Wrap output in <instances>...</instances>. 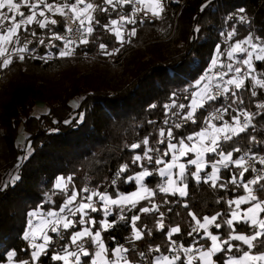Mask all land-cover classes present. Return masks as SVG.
Segmentation results:
<instances>
[{
  "label": "snow or ice",
  "instance_id": "1",
  "mask_svg": "<svg viewBox=\"0 0 264 264\" xmlns=\"http://www.w3.org/2000/svg\"><path fill=\"white\" fill-rule=\"evenodd\" d=\"M168 6L169 0H0V71L9 69L14 59L47 63L57 56L74 57L78 48L96 42L97 28L114 36L111 49L108 42L99 43L101 53L115 56L137 35L138 25L163 19ZM22 8H27L28 14ZM97 12L105 14L106 21L102 22ZM228 20L249 25L248 34L236 39L240 33L235 23L220 33L224 48L218 43L207 69L182 90L188 93L183 99L190 103L179 102L173 93L171 103L163 105L162 126L148 121L157 125L155 133L126 145L130 163H121L103 190L99 184L78 188L74 174L55 177L43 202L26 214L22 239L32 249L30 257L17 260V252L11 250L6 253L7 264H43L41 257H48L49 249L50 261L62 264H139L136 256L147 264H264V140L246 135L254 130L258 116L264 118V100H255L264 94V71L257 69L258 63H264V36L252 31L243 8ZM34 24L45 33L38 35ZM38 46L57 51L39 55ZM254 101L256 111L249 108ZM78 119L83 120L82 113ZM245 139L258 150L242 147ZM26 148L30 156V142ZM21 178L13 175L11 183ZM149 178L154 187L146 183ZM190 181L239 195L219 197L216 203H225L227 209L200 217L183 200ZM126 184H134L135 190L125 193L122 186ZM58 194L62 197L59 204L53 199ZM158 195L160 202L155 199ZM171 204L187 209L186 216L191 218L186 221L187 236L191 237L187 246L173 239L182 232L179 223L165 231L161 207ZM242 205L248 207L242 209ZM167 211L174 210L168 207ZM142 216L151 217L155 229L166 238L163 249L149 244L147 251H137L135 242L153 235L147 223L138 225ZM213 227L215 234L210 230ZM127 229L131 235L126 241L132 247L111 235ZM102 232L109 235L102 236ZM38 239L43 242L36 243Z\"/></svg>",
  "mask_w": 264,
  "mask_h": 264
},
{
  "label": "trees",
  "instance_id": "2",
  "mask_svg": "<svg viewBox=\"0 0 264 264\" xmlns=\"http://www.w3.org/2000/svg\"><path fill=\"white\" fill-rule=\"evenodd\" d=\"M241 8L251 20L252 31L264 36V0H188L183 7L169 1L164 18L138 25L137 35L115 56L101 53L99 43L108 42L111 49L114 36L97 28L94 38L98 39L81 46L78 50L81 56L77 58L47 63L39 59L24 62L14 59L9 69L0 71V188L10 185L0 190V264L7 263L6 253L11 250L17 252V260L30 257L32 250L22 239L26 214L43 202L55 177L74 174L78 188L84 184H99L103 190L118 166L126 161L130 163L126 145L141 140L149 132L155 133L157 125L162 126L163 105L171 103L173 93L177 94L179 102L190 103L183 99L188 93L182 90L207 69L215 46L219 43L224 48V37L220 33L235 23L240 33L236 39L248 34L249 25L228 20ZM21 10L28 14L27 8ZM96 15L102 22L107 19L103 13ZM32 27L38 35L46 31L35 24ZM197 28L199 31H194ZM36 49L38 54L49 50L44 46ZM257 69L264 71V63H258ZM255 100H264V94ZM39 103H43L46 110L37 115ZM254 103L249 105L252 111H256ZM153 104L157 105L155 109L150 107ZM81 113L82 121L78 119ZM149 120L156 121L157 125H150ZM254 124V130L246 135L264 140V118L258 116ZM155 138L154 134L152 139ZM28 142L32 147L30 156L26 148ZM241 146L258 150V146L247 139L242 140ZM25 156L29 158L22 160ZM17 174L22 178L12 184L11 178ZM249 175L251 173L246 177ZM146 183L155 186L152 178ZM122 187L125 193L135 190L134 184ZM233 195L239 193L214 190L190 181L188 195L183 200L202 217L225 211L227 205L216 200ZM53 199L57 204L62 202L59 194ZM155 199L160 202L161 195ZM168 207L174 211L169 213ZM161 211L165 212V231L169 225L179 223L182 232L173 239L182 240L187 246L191 241L187 236L186 221L191 219L186 216L187 209L171 204L162 205ZM177 212L181 215H175ZM92 215L102 218L100 213ZM137 223H147L153 229V235H145L135 242L137 251H147L149 244L164 248L166 238L155 229L151 217L142 216ZM210 230L217 232L214 227ZM108 235L102 232V236ZM111 235L132 247L126 241L131 235L130 229L114 231ZM108 243L112 246L110 241ZM50 255L51 249L48 257H41L43 264H62L50 261ZM155 255L158 253H153ZM134 258L139 264H147V261L140 262L138 256Z\"/></svg>",
  "mask_w": 264,
  "mask_h": 264
},
{
  "label": "built area",
  "instance_id": "3",
  "mask_svg": "<svg viewBox=\"0 0 264 264\" xmlns=\"http://www.w3.org/2000/svg\"><path fill=\"white\" fill-rule=\"evenodd\" d=\"M172 1V0H171ZM188 0H178V4L180 5V7H183L185 4H186V2H187ZM253 32L254 33H256L255 32V30H253ZM56 43H59V42H56ZM79 48L76 50V55L74 56V57H71V58H59L58 56L57 57H53V58H50L48 61H62V60H67V59H74V58H77V57H79V56H81L80 54H79ZM48 51H52V52H56L57 50L56 49H51V50H48ZM47 51V52H48ZM36 52H37V54H38V51H37V49H36ZM46 53V52H45ZM45 53H43V54H39V55H44ZM227 118V117H226Z\"/></svg>",
  "mask_w": 264,
  "mask_h": 264
},
{
  "label": "rangeland",
  "instance_id": "4",
  "mask_svg": "<svg viewBox=\"0 0 264 264\" xmlns=\"http://www.w3.org/2000/svg\"><path fill=\"white\" fill-rule=\"evenodd\" d=\"M171 2V0H169ZM46 110L45 106L43 103H39V106H38V109H37V112L36 114L39 115L40 113H43L44 111ZM49 235H54L52 234L51 232H49ZM39 242H43L42 240H37L36 243H39ZM31 249V248H30ZM32 250V249H31ZM82 259H85V258H82ZM59 262V261H58ZM38 263V262H37ZM62 263V262H61Z\"/></svg>",
  "mask_w": 264,
  "mask_h": 264
},
{
  "label": "crops",
  "instance_id": "5",
  "mask_svg": "<svg viewBox=\"0 0 264 264\" xmlns=\"http://www.w3.org/2000/svg\"><path fill=\"white\" fill-rule=\"evenodd\" d=\"M207 170L210 171V168L206 169V171H207ZM233 207H234V206H233ZM247 207H248V205H242V206H241L242 209L247 208ZM262 215H264V214H262ZM27 242H28V241H27ZM39 243H42V242H39ZM6 264H7V263H6ZM37 264H38V263H37Z\"/></svg>",
  "mask_w": 264,
  "mask_h": 264
}]
</instances>
